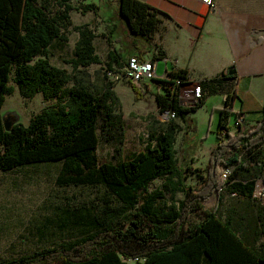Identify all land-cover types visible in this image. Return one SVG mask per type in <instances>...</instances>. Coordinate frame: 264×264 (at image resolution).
I'll return each mask as SVG.
<instances>
[{"label": "trees", "instance_id": "trees-1", "mask_svg": "<svg viewBox=\"0 0 264 264\" xmlns=\"http://www.w3.org/2000/svg\"><path fill=\"white\" fill-rule=\"evenodd\" d=\"M118 6L131 32L150 35L158 26V11L147 3L118 0ZM94 8V4H88L83 11ZM74 9L72 0H0V170L60 161L59 184L102 185L109 193L106 199L117 197L122 206H109V215L117 214L116 220L100 219L97 229L85 236L0 264H130L129 260H135L133 264H157L172 256L182 264H264V252L249 246L231 221L219 216L221 190L228 183L222 176L224 169L234 164L240 169L231 171L230 182L239 171L264 168V118L255 128L237 133L228 126L229 115L239 114L229 107L220 110L217 144L208 170L205 174L200 168L193 170L201 181L197 187L186 184L185 170L178 164L176 119L159 122L147 149L126 159L125 122L116 112L121 100L113 81L97 84L87 70L103 61L96 51L97 35L91 25H73ZM71 25L79 37L74 56L66 60L72 67L69 71L53 65L49 54L56 39H67L65 31ZM108 57L109 72L116 71L121 58L114 51ZM12 75L25 98L39 93L46 99L64 98L36 113L28 124L13 118L7 130L2 114L7 96L14 91ZM172 76L159 80L163 88L156 95L159 110L173 109L178 118L184 117L196 108L181 104L180 91L188 72L180 70ZM229 77L224 74L210 83ZM176 79L181 80V88L171 87ZM130 84L137 100L149 93L147 83ZM99 131L107 141L120 145L116 148V164L101 161L97 152ZM236 150L245 151L247 156L228 157ZM157 179H163L161 186L150 188ZM257 181H235L232 186L253 196ZM215 191L219 193L215 207L204 209L203 203ZM180 192L185 195L182 200L177 199ZM193 213L200 216V221L189 224Z\"/></svg>", "mask_w": 264, "mask_h": 264}, {"label": "crops", "instance_id": "crops-1", "mask_svg": "<svg viewBox=\"0 0 264 264\" xmlns=\"http://www.w3.org/2000/svg\"><path fill=\"white\" fill-rule=\"evenodd\" d=\"M140 1L158 11L160 21L150 35L133 33L128 23L120 18H108V13L103 10L109 4L106 0H94L96 10L101 13L99 21L102 24L98 21L86 23L91 25L97 35L94 44L102 61L109 60L110 51L116 52L121 58L120 64L115 66L118 72L133 55L154 60L158 78H173L174 72L187 70L188 80L180 91L181 104L196 105V108L176 119L178 133L175 143L178 164L181 170H185L187 183V180L197 178H194L193 169L209 166L211 152L217 144V141L212 145L207 144L206 138L197 137L204 121V118L199 119L197 115L201 113L204 116V109L207 113L206 104L213 97H219L215 100L217 104L211 108L212 117L217 114V128L220 110L224 107L245 115L240 128L233 125L236 114L229 115L230 130L237 133L255 128L264 118V10L258 6L263 0H215V9H210L203 0ZM110 2L109 7H119L118 0ZM100 46L103 47L101 50L104 56L98 51ZM232 67L235 69L234 73L230 72ZM224 74H229L230 77L210 83L213 78ZM201 82H206V85L203 86ZM147 84L150 92L144 99L153 97L151 99L158 106L156 95L162 93L163 88L154 81ZM199 84L203 97L201 102L193 104L190 96ZM228 97L229 103L226 102ZM189 148L192 151L187 152ZM232 155L245 157L247 153L236 150L228 157ZM226 169L229 172L240 170L235 164ZM249 179H264V168L239 171L235 179L225 184L221 190L219 216L223 221L230 220L237 234L249 246L264 252V200L235 191L232 186L235 181L247 183ZM191 184L196 186L197 183ZM225 208H228V214ZM199 221L200 218L197 222ZM172 257L174 258H163L157 264H182L180 259ZM142 261L145 262V259Z\"/></svg>", "mask_w": 264, "mask_h": 264}, {"label": "rangeland", "instance_id": "rangeland-1", "mask_svg": "<svg viewBox=\"0 0 264 264\" xmlns=\"http://www.w3.org/2000/svg\"><path fill=\"white\" fill-rule=\"evenodd\" d=\"M106 1L109 3L103 9L108 13L106 16L111 20L120 18L127 23L126 19L120 15L119 7H109L111 2ZM72 3L76 6V9L71 12L73 25L85 24L87 21L91 23L98 21L102 24L99 21L101 13L99 14L96 10L94 0H72ZM88 4H94L95 8L85 13L83 9ZM258 6L264 10V0ZM73 25L65 31L66 40L56 39L53 42L49 54V60L53 65L67 68L69 71L72 67L66 60L74 56L79 37ZM99 48L98 51L104 56L101 50L103 47ZM87 70L97 84L101 85L109 80L114 82V89L121 100V106L116 109V112L122 114L126 127L124 157L127 159L136 152L146 150L153 128L161 122L160 110L151 99L153 97L135 99L130 82L124 78L117 80L119 70L109 72L106 60L103 63L88 66ZM140 83L152 84L149 81ZM10 85L14 87V91L7 96L3 111H17L25 124H28L30 119L43 108L57 104L64 98L61 95L46 99L42 93L33 98H25L20 94L13 75ZM71 85L69 84L68 88ZM218 98L213 97L206 104L207 113L204 109V116H201V113L197 115L199 119L204 118L203 128L199 130L200 134H197V137L206 138L207 144L210 145L217 141L218 118L217 114H214V118L212 117L211 108L212 105L217 104L215 100ZM9 118L8 121L14 120L13 115ZM99 134L100 142L97 152L101 161L116 164L118 161L115 156L116 148L120 145L117 142L107 141L100 131ZM190 151L192 148L187 150V152ZM200 157L203 158V156ZM179 158H182L181 152ZM61 166L62 162L53 161L25 165L9 171L0 170V262L85 236L97 229L100 219L116 220L117 214L110 217L109 206H122L117 197L107 200L109 193L102 185L59 184L57 177ZM208 167H200L203 174ZM162 182L163 179H157L151 183L150 188L161 186ZM195 182L196 187L201 183L196 178L187 180L186 184L192 185L191 183ZM184 197L183 193L177 195L178 200ZM218 197L219 193L215 191L204 202L205 205L203 203L204 208L208 207L209 210L214 208ZM225 210L228 214V208ZM199 218L198 214L193 213L189 224L197 223ZM134 262L135 260H129L130 264Z\"/></svg>", "mask_w": 264, "mask_h": 264}, {"label": "built area", "instance_id": "built-area-1", "mask_svg": "<svg viewBox=\"0 0 264 264\" xmlns=\"http://www.w3.org/2000/svg\"><path fill=\"white\" fill-rule=\"evenodd\" d=\"M203 2L210 8L215 9L216 8V2L215 0H203ZM117 80L120 78H124L127 81H133V82H143V81H149V82H156L160 85L159 80L160 79H168V78H158L156 73V63L154 60H148L143 59L137 55L130 56L128 60L126 61L124 68L118 72V75L116 76ZM181 85V80L176 79V83H174L171 87H176ZM203 97L201 84L195 86L193 94L190 96V102L193 104H196L201 101ZM161 120L163 122L169 121V120H175L178 118L176 111L173 109H165L160 111ZM245 115L239 114L236 120L233 122V125L236 128H240L242 124L244 123ZM229 127L230 124L228 125ZM228 129L224 130V133L226 134ZM229 175L230 172L225 169L223 171V179L227 182L229 181ZM253 197L255 199L264 200V179L258 180L257 184H255Z\"/></svg>", "mask_w": 264, "mask_h": 264}, {"label": "water", "instance_id": "water-1", "mask_svg": "<svg viewBox=\"0 0 264 264\" xmlns=\"http://www.w3.org/2000/svg\"><path fill=\"white\" fill-rule=\"evenodd\" d=\"M230 72H232V73L235 72L234 67H232V68L230 69ZM11 115L14 116L16 122H22V121H21V115H20L17 111H15V110L3 111L2 116H3V119L5 120V126H6L7 130H10V128H11V123H9V121H8V119H7V118H9Z\"/></svg>", "mask_w": 264, "mask_h": 264}, {"label": "flooded vegetation", "instance_id": "flooded-vegetation-1", "mask_svg": "<svg viewBox=\"0 0 264 264\" xmlns=\"http://www.w3.org/2000/svg\"><path fill=\"white\" fill-rule=\"evenodd\" d=\"M8 120L10 119V118H7Z\"/></svg>", "mask_w": 264, "mask_h": 264}]
</instances>
